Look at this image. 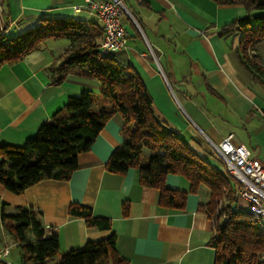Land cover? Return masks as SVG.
I'll return each mask as SVG.
<instances>
[{
    "label": "crops",
    "instance_id": "1",
    "mask_svg": "<svg viewBox=\"0 0 264 264\" xmlns=\"http://www.w3.org/2000/svg\"><path fill=\"white\" fill-rule=\"evenodd\" d=\"M87 2L0 0V30L13 36L44 20L71 18L102 26ZM125 4L138 25L123 16L127 46L116 55L143 80L158 119L218 169L224 171L226 164L212 144L229 134L264 165V88L241 63L239 40L220 33L247 13L245 6L215 0ZM69 45L66 38H49L19 62L0 68V143L25 145L70 96L87 88L99 91L98 80L78 75L74 66L61 83L53 82L50 67L60 65L58 58ZM259 53L264 62V50ZM122 125L119 114L105 124L90 150L79 154V168L68 180L44 179L21 194L0 183V248L14 242L5 231L3 212L26 206L42 212L48 231L59 236L61 252L115 234L117 250L131 264H215L212 223L200 208L209 198L206 189L189 193L184 209H171L158 203L155 188L141 184L137 169L122 175L106 168L123 140ZM166 181L172 188L190 189L182 175L169 174ZM72 203L91 207L94 216L111 221V229L71 216ZM18 251L11 257V249L4 264H20Z\"/></svg>",
    "mask_w": 264,
    "mask_h": 264
},
{
    "label": "trees",
    "instance_id": "2",
    "mask_svg": "<svg viewBox=\"0 0 264 264\" xmlns=\"http://www.w3.org/2000/svg\"><path fill=\"white\" fill-rule=\"evenodd\" d=\"M215 1L242 3L247 9L220 33L239 39L241 63L264 88V62L259 53L264 48V0ZM103 34L102 26L73 18L44 20L13 36L0 30V68L19 62L49 38H66L70 45L58 58L60 65L50 67L53 82L61 83L72 66L78 75L99 82L98 92L87 88L70 96L25 145L0 143V183L21 194L44 179L68 180L79 168V154L90 150L105 124L119 114L123 140L106 168L122 175L137 169L141 184L155 188L158 203L171 209H184L189 193L206 189L209 198L200 208L212 223L215 264H264V224L243 204L237 181L158 119L141 77L116 53L100 54ZM169 174L187 178L190 189L168 186ZM13 209L2 214L4 228L19 248L22 264H131L117 250L115 234L61 252L59 236L48 231L40 210ZM69 214L84 218L90 227L111 229V221L94 216L89 206L72 203Z\"/></svg>",
    "mask_w": 264,
    "mask_h": 264
},
{
    "label": "built area",
    "instance_id": "3",
    "mask_svg": "<svg viewBox=\"0 0 264 264\" xmlns=\"http://www.w3.org/2000/svg\"><path fill=\"white\" fill-rule=\"evenodd\" d=\"M86 4L102 23L104 34L100 54L116 53L125 49L127 30L123 24V16L127 14L138 25L126 7L125 0H88ZM144 55L153 56L149 53ZM232 138L233 134H229L220 143L212 144L213 148L226 164L224 171L237 181L240 199L246 204L249 213L264 224V165L259 159L250 156L246 146L234 144ZM15 245V242H11L0 248V264L6 262Z\"/></svg>",
    "mask_w": 264,
    "mask_h": 264
},
{
    "label": "rangeland",
    "instance_id": "4",
    "mask_svg": "<svg viewBox=\"0 0 264 264\" xmlns=\"http://www.w3.org/2000/svg\"><path fill=\"white\" fill-rule=\"evenodd\" d=\"M232 40V39H231ZM237 40H239L238 38H237ZM262 50H264V48L262 49ZM213 147V146H212ZM214 149V148H213ZM216 152V151H215ZM148 153V152H147ZM216 154L218 155V152H216ZM244 204V203H243ZM245 206H246V204H244ZM19 251H18V248L17 247H13L12 248V255H11V257H13L14 255H16L17 253H18ZM19 264V263H18ZM20 264H22V259L20 258Z\"/></svg>",
    "mask_w": 264,
    "mask_h": 264
}]
</instances>
